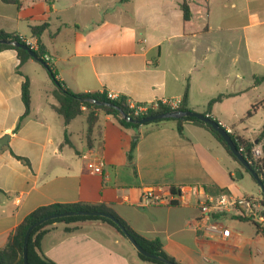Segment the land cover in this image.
<instances>
[{"label":"crops","instance_id":"crops-1","mask_svg":"<svg viewBox=\"0 0 264 264\" xmlns=\"http://www.w3.org/2000/svg\"><path fill=\"white\" fill-rule=\"evenodd\" d=\"M17 1L0 0V30L36 44L30 27L46 23L45 55L72 92L152 104L179 102L187 89V106L198 113L222 95L209 116L236 138L255 144L264 137V82L254 83L264 76V0ZM18 63L14 50L0 51V137L10 134L0 151V247L38 207L81 202L105 205L137 235L158 238L178 264H264V235L235 212L219 218L230 231L225 241L196 230L199 196L262 197L251 174L209 132L183 123L181 136L169 120L142 125L136 134L98 113L88 146L86 114L64 125L45 68L29 59L18 73ZM25 77L29 114L13 132L24 111ZM99 161L102 173H91ZM180 186L191 191L185 205H150L141 197L145 189ZM46 228L40 253L55 264H151L99 222Z\"/></svg>","mask_w":264,"mask_h":264},{"label":"trees","instance_id":"trees-1","mask_svg":"<svg viewBox=\"0 0 264 264\" xmlns=\"http://www.w3.org/2000/svg\"><path fill=\"white\" fill-rule=\"evenodd\" d=\"M5 3H13L18 4L17 0H2ZM182 15L184 20H188L190 17L189 10L185 4L181 5ZM47 28V24H41L39 26L30 27V31L32 36L36 39V49L34 52L36 55L41 58L43 61L44 68L53 82V90L51 91L52 96L55 98L57 105L53 106L54 111L61 116L63 119L64 125H67L74 118L86 114V131H85V140L88 146L92 144V138L94 135L95 124L98 120V113H102L106 116L111 117L121 128L125 130H133L136 134H138V129L142 126L136 124L134 122L126 121L122 118L121 113L129 116L133 120H139L145 116L153 115L161 112H168L171 110H181L186 111L190 110L187 106V89L184 90L181 100L178 102L177 108L172 109L169 106H166L159 101L153 103L155 104L154 108L148 107L145 112H136V108L142 106L144 104H133V107H130L129 102L124 96H116L113 99L107 97L106 93H74L69 90L62 81L56 79L55 72L52 69V66L45 62L43 56L46 54V50L40 41L41 34ZM0 39H6L9 41H17L26 45V40L21 38L15 33H7L0 30ZM5 49H11L16 52V57L19 61L16 71L19 73V67L22 66L27 60L32 59L29 54L19 48H15L11 45L0 44V51ZM33 60V59H32ZM264 82V76L259 78H254V83ZM223 96L219 95L216 98L211 99L206 106L205 111L202 113L207 115L209 118V110L210 107L215 103L221 100ZM92 100L103 103V105H95L92 103ZM21 101L24 107L23 114L19 117V120L13 130V132L17 131L20 127L22 121L29 114L30 109V94H29V82L25 77L24 82L21 85ZM250 115V112H249ZM213 119V118H211ZM175 121L176 123V131L179 135L182 136L183 123H192L195 126L201 127L205 129L207 132L211 134V136L222 146L225 152L235 161L237 164L245 171L248 172L239 162L238 160L231 154L227 145L224 143L222 138L219 136L217 132H215L208 124H205L195 118H183L181 120L174 119H164V120H155L153 122H149L144 124L143 126H149L153 124L160 123L162 121ZM214 120V119H213ZM216 121V120H215ZM230 135V134H229ZM261 137L264 136V128L260 134ZM233 143L236 148L241 152V154L248 159L250 155V149L253 143L242 140L240 138H236L230 135ZM64 141H67L66 132L64 133ZM136 145V141H132L130 144L129 151L127 152V160L132 162L133 159V151ZM13 157L23 163L26 166H29V162L26 158L21 156H17L13 154ZM252 171H254L258 176L261 177V182L264 188V159L253 163L250 165ZM254 180V179H253ZM255 181V180H254ZM172 190L174 188H171ZM263 197L264 204V194L261 193ZM77 211H97L101 213H105L111 215L115 220L118 221L120 225H122L126 232L131 235L134 240L139 244V246L156 256L163 257L174 264H178L174 261L173 258L168 256L162 249V244L158 238H143L137 235L122 219H120L115 212L105 206V205H90L86 203H73V204H51L46 206H41L30 212L22 222L15 228L13 233L7 238V241L3 247H0V264H23V236L29 226L33 223L37 222L43 217L60 214L65 212H77ZM243 218V217H242ZM102 222L109 227H111L114 231L124 237L119 228L110 220L100 217V216H67L61 218H55L44 222L43 224L35 227L28 238L27 241V250H26V258L28 264H55L45 256L40 253V240L43 235L47 232L48 226L54 223H63V224H73V223H83V222ZM125 238V237H124ZM137 256L140 260L149 262L151 264H162L157 260L148 259L139 253Z\"/></svg>","mask_w":264,"mask_h":264},{"label":"built area","instance_id":"built-area-1","mask_svg":"<svg viewBox=\"0 0 264 264\" xmlns=\"http://www.w3.org/2000/svg\"><path fill=\"white\" fill-rule=\"evenodd\" d=\"M26 45L31 49H36V44L26 41ZM45 62L51 65L52 59L44 55ZM110 99L115 98L112 94H107ZM160 103L169 106L172 109L177 108L178 102L174 100L163 99ZM155 103V102H154ZM130 107L134 105L129 103ZM154 108L155 104H144L136 108V112H145L148 108ZM83 158L86 156L83 155ZM264 159V137L252 145L247 162L249 165L257 163ZM90 172L94 174L102 173V163L99 161L96 165L91 166ZM189 188L180 186L170 189H145L142 194V200L150 205H185L189 201ZM199 195V193H198ZM199 217L196 223V230L199 233L209 237L218 236L225 241L230 236V231L224 228L219 218L224 217L227 213L235 212L239 216L252 221L257 225L261 234L264 235V204L263 197L256 198L250 195L233 196L226 192H221L217 196H199L198 200Z\"/></svg>","mask_w":264,"mask_h":264},{"label":"water","instance_id":"water-1","mask_svg":"<svg viewBox=\"0 0 264 264\" xmlns=\"http://www.w3.org/2000/svg\"><path fill=\"white\" fill-rule=\"evenodd\" d=\"M0 44L11 45L15 48H19V49L26 51L33 60L40 63L44 67L43 61L41 60V58H39L36 55V53L33 50H31L27 45L22 44V43L17 42V41H9L6 39H0ZM92 103H94L95 105H99V106L103 105V103L98 102V101H94V100H92ZM121 116L124 120L134 122V123L139 124V125H144L146 123L153 122L155 120H164V119L181 120V119L186 118V117L195 118V119H197V120H199L205 124H208L215 132H217L219 134V136L222 138L224 143L227 145L231 154L251 174L252 178L255 180V182L259 186L261 193L264 194V188H263V185L261 182V177L258 176L254 171H252V169H251L250 165L248 164L246 158L236 148V146L233 143V141H232L229 133L227 132V130H225V128H223L217 121L209 118L207 115H204V114L198 113V112H194L191 110H186V111L171 110L168 112H161V113H156L153 115H148V116H145L139 120H133L129 116H127L123 113H121ZM9 138H10V134H5V135L0 137V151L2 150L3 147H5L8 144ZM134 139H136V136L134 137ZM240 176H241V174L239 171L235 173L236 178H240ZM78 215H80V216H100V217H103V218H106V219L112 221L119 228V230L122 232L124 237L131 244V246L136 250L137 253H139L140 255H142L148 259L157 260L158 262H160L162 264H174V263L170 262L169 260H167L163 257L153 255L151 253H148L144 249H142L139 246V244H137V242L134 240V238L126 232L125 228L118 223L117 220H115L111 215L101 213V212H97V211H77V212H65V213H60V214H53V215L43 217L40 220H38L37 222L33 223L31 226H29L27 228V230L23 236V245H22L23 264H28L27 258H26L27 241H28V238H29L31 231L35 227H37V226H39V225L43 224L44 222L51 220V219L67 217V216H78Z\"/></svg>","mask_w":264,"mask_h":264},{"label":"rangeland","instance_id":"rangeland-1","mask_svg":"<svg viewBox=\"0 0 264 264\" xmlns=\"http://www.w3.org/2000/svg\"><path fill=\"white\" fill-rule=\"evenodd\" d=\"M96 222H99V221H96ZM99 224H102L103 226H105V227H107V228H111V227H109L108 225H106V224H104V223H102V222H99ZM112 229V228H111Z\"/></svg>","mask_w":264,"mask_h":264}]
</instances>
